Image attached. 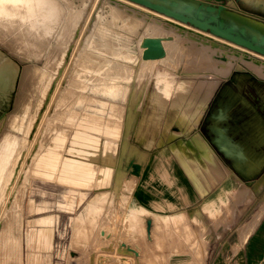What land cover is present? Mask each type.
<instances>
[{
	"label": "rangeland",
	"instance_id": "1",
	"mask_svg": "<svg viewBox=\"0 0 264 264\" xmlns=\"http://www.w3.org/2000/svg\"><path fill=\"white\" fill-rule=\"evenodd\" d=\"M38 1L37 11L41 13L37 12V15L34 14L31 17V26L37 30L38 34L28 33L27 38L31 41L35 39L34 42L40 45L45 38L41 37V39H44L40 40L38 36H48L49 42L47 43L55 46V39L63 37L60 42L61 51L57 57L60 61L64 50L68 49L65 55L67 72L65 71L63 73L65 75L61 76L62 83L60 88L65 85V78L70 76L68 73L73 68L74 73L72 72L71 75H77L76 73L88 75L87 89H79L82 83L73 77L70 80L69 86L71 90L68 97L72 95V98H75V96H78L77 93L82 90V95L80 94V96L85 94L86 99L83 101V105L78 106L75 110L77 114L75 117L76 121L70 123L64 120L65 112L63 110H54L55 95L52 94L51 98H47L44 101L46 105L43 104L40 107L43 90L39 94L34 93L28 84L44 79L43 88H45L48 82L47 79L54 74L55 67L52 66L53 62L45 63L44 60L47 46L44 47L45 51L43 53H35L33 58H25L20 50V48H23V44L21 41H17V38L22 36L20 32L23 31L24 33L23 28H19L17 27L18 24L13 23L12 26L15 25L16 29L10 25L9 28H4L0 32V52L3 56L10 59L9 63L11 65L7 70L9 73L7 83L11 84V87L7 85L10 89L7 87L6 93L3 94L8 99L5 98L3 105L0 104V111L7 104V109L10 111L6 119V127L2 135L0 134V232L4 222L7 221L6 218H9L11 227H9L10 232H8L7 238L5 240L0 239V264L20 263L21 257L23 261L20 264H44L45 262L47 264H49L48 262H51V264L236 263L237 256L232 255L237 234L235 227L228 226L229 224L226 223L223 224V226L226 225L231 229L223 237L219 236L222 234L217 229L218 238H221L216 241V248L209 255L210 247L214 245V242L210 240L209 228L207 225L202 224V219L207 217L213 219L214 222L220 216L222 221L226 216L232 219L234 216L232 217L230 214L233 213L235 215L237 202H244L249 197L251 199L250 213L252 208H255L264 196V182L262 180H256V184L253 186L254 190L251 191L242 180L236 177L234 186L237 188L236 191L241 190L242 194L243 191L245 192L243 195H235V197L233 195L234 191L225 193L230 199L229 210L226 209L228 213H223V209H218L214 205L210 206L209 202L204 201L201 208L192 209L189 214L185 215L184 219L181 216L156 214L155 216L165 217V225L163 230L153 233L152 231H145L149 223L146 222L145 224L147 214L145 216L142 215L145 213L143 209L144 212L140 210L138 213L136 210L132 221L127 218L129 206L132 203L131 189L135 183V179L133 182L131 181L132 176L129 171L130 168H128V162L132 160L136 162L138 159L140 164L145 165L147 162L150 164L153 157L157 158L156 161L159 162L161 152L167 150L170 151L169 156L172 153L186 167L190 179L202 181L205 178L203 173H200L198 166H195L193 159L191 157L185 158L182 151L186 147L184 143L186 144L190 139L192 140L194 135L199 133L192 134L187 139H180L181 137L174 139V137H177L175 132L180 135L187 125L195 124V120H189L183 127L172 124L166 129L165 133L156 136L149 146H146L149 134L140 131L136 135L134 132L135 127L139 124L142 112L147 111V100L144 98L142 102L141 96L145 91L148 79L152 75V70L149 64L144 65L139 62L134 64L132 59L133 55L136 56L137 54L139 40L149 33V28L157 26L156 20L148 19L144 14L121 7L115 3H109L107 0ZM228 3L230 10L251 13L252 17L264 21V11L257 7L245 3L243 0H229ZM46 9L48 10L45 11ZM19 10H22V7ZM50 11V21H48L42 16L43 14L49 15L48 12ZM51 16H54V19ZM67 18H70L68 20L69 24L65 22ZM64 29L66 33H64ZM12 31L13 33H11ZM167 31L168 33L172 32L174 38V42L168 41L166 43L169 51V66H166V68L163 63H153V70L164 69L167 72L169 71V73L175 74L176 79L178 77H188L193 81L202 79L207 82L209 93L213 92L222 83L230 84L234 82L238 73L242 79L250 76L264 80V76L253 71L249 72L251 69L248 70V68L241 70L233 67V72L227 77L202 69L200 66L205 65L207 67L208 62H204L203 57L198 55L199 51L197 50L199 49L195 51L182 40V38H189L188 34L181 33L173 27H168ZM9 35H12V37L9 38ZM43 43H46V41H43ZM201 44H203L202 41ZM202 46L206 50V46ZM1 54L0 56H2ZM23 66H26V68L21 78L18 75V71ZM96 75H100L98 78H102V83L100 79H96ZM152 81L154 83V80ZM19 82L22 85L24 84V86L19 85ZM96 83H99V92H96V89H92ZM102 85H105V87H102ZM9 90L10 92H8ZM173 91V89L168 91V96H172ZM19 95L24 98L17 104L16 98L18 99ZM96 99L104 102L100 111L101 115H99L105 121L112 120V118L118 119L121 124L119 125L120 132L116 137L113 135L106 137L101 134V130H98L100 133H90L91 137L96 138L91 146V152L85 154L80 150L75 154L69 148L70 138L76 128L75 122L84 112H97V109H95ZM28 101L29 104H27ZM85 102L88 104H84ZM170 106L163 105L164 113H168L166 109H169ZM135 108H137L136 112H139L136 123L129 136L123 137L122 129L124 127L121 120L129 114H134ZM11 116H13L12 119H10ZM131 116L134 117V115ZM0 117L1 126L5 118ZM35 118H37L36 122L34 121ZM108 123H113V121ZM173 126L177 127L173 128ZM171 139L173 140L169 143L168 149L163 148L156 151L164 142ZM177 150L180 154H178ZM151 151L156 152L150 154L149 152ZM106 154L112 161L109 168L108 166H103L102 162L103 156ZM45 157L52 158L51 163L48 164V159L47 162H41L43 165L41 166V163H38V159L41 158L42 160ZM187 159L189 163L186 162ZM217 160L220 161L218 158ZM62 161L79 162V167L74 169V172H80L78 177L86 174L90 176L81 180V182L77 179L76 181L75 179L65 180L60 175V164ZM214 165L223 171L221 164L217 162ZM174 167L178 169L176 164ZM46 168H49L48 171H46ZM218 168L217 172L211 171V173H207V179L211 182L212 188L221 177L222 172L220 173ZM102 169L108 172L106 176L99 179L97 174H100ZM171 169L172 167H170ZM165 183L167 184V182ZM66 184L68 188H66ZM174 185L181 199L176 198L171 193L170 186L167 185V193L161 189H156L159 194L152 201L155 208L162 209L160 205H167V209L171 210L195 201L194 199L189 203H182L183 196L186 195L192 198L193 188H189L182 180H178L176 176H174ZM196 187L201 188L200 191H204V187L208 186L196 184ZM78 188L88 190L85 193H79ZM98 196V206L93 209V212H88V209L91 210L89 206L93 204L92 201H95ZM102 198H105V200ZM228 198L226 197L227 200ZM223 199L225 198L223 197ZM44 202L49 207L36 211V205ZM170 202L174 203L175 206L169 207L168 203ZM262 206L264 207V203ZM218 210H221L223 214L216 213ZM263 214L264 210L259 217ZM54 215H56V220L52 224V233L47 234L48 243L46 247H43L39 241L42 235L40 231L42 221ZM75 221H78L81 225H77ZM81 226L84 228H81ZM219 226L220 223L218 222L215 230ZM100 231H103L105 235L100 234ZM18 233L21 236L23 256L21 255Z\"/></svg>",
	"mask_w": 264,
	"mask_h": 264
},
{
	"label": "bare ground",
	"instance_id": "2",
	"mask_svg": "<svg viewBox=\"0 0 264 264\" xmlns=\"http://www.w3.org/2000/svg\"><path fill=\"white\" fill-rule=\"evenodd\" d=\"M107 1L109 3L118 4L121 7H124L127 9L135 10L141 14H144L148 19L150 18V19L156 20L157 26H153V27L149 28L150 29L149 33L145 34L139 40V42L137 44V47H138L137 48L138 49L137 54H136V56L133 55V59H132V62L134 64H138V62L140 64H144V65L149 64L151 66V70H152V75L148 79V81L145 85V91L142 93V96H141L142 102H143L144 98L147 100L146 101V107H147L146 110L147 111L142 112L141 118H139V124H137V127H135V129H134V132L136 133V135H138L140 133V131L149 134V136H148L149 138L146 141V146H149L155 140L156 136H160L161 133H165L166 129L169 126H171L172 124H176L177 126L183 127V125H185V123H187L189 120H191V119L195 120L200 115L202 110L204 109V104L206 103V101L209 98V92L207 90V82L203 81L202 79L197 80V81H193L192 79H190L188 77H185V78H179L178 77L176 79L175 74L169 73V71L167 72L164 69L163 70H159V69L153 70V68H152L153 63H160V64L163 63L164 67L169 66L168 65L169 51H168V47H167L166 43L168 41L174 42V38L172 36V32L168 33V31H167L168 27H173L174 29H177L181 33L188 34L189 38H186V39L182 38V40L184 42H186L187 45L190 46L191 48H193L195 51H196V49H199V50H197V51H199L198 55L203 57L204 62H208L207 67L205 65L200 66L202 69H207V70H209V71H211L217 75L227 77L228 75H230L233 72L232 71L233 67L234 68L237 67L241 70L243 68H245V69L248 68V70L251 69V71H249V72L253 71L254 73H257L259 75L264 76V55H262V54H259V53L252 51L246 47H243L239 44H236L232 41H229L223 37L214 35L210 32L204 31V30L196 28L192 25H189V24H186V23L181 22L179 20L173 19L169 16H166L162 13L156 12L152 9H149L145 6L134 3L132 1H129V0H107ZM38 5H39L38 0H0V32L3 31L4 28H9L10 25L12 26L13 23L18 24L17 27L23 28L24 33L21 30L22 32H20V33H22V36L18 37L17 41H21V43L23 44V48H20V50L22 51V53H21L22 56H24L25 58H33L35 53H39V54L43 53V51H45L44 47L47 46L46 56H45L44 60H45V63H52L53 62L52 66L55 67V70H54L55 72L53 74V71H52L53 75L49 79L46 78L48 82H47L45 88H43L44 87L43 86L44 79H42L41 81L37 80L33 83H29L28 86L31 87L32 92L37 93V94L41 93V91L43 90L42 91L43 97H42V100L40 102V107L46 103L44 101H46L47 98H51L50 96H52V94L55 95L54 110H63L65 112V119L64 120L68 123L74 122V121H76L75 117L77 115L75 113V110L78 106L83 105V101H85L86 95L84 94V96H80V94L82 93V90H81L80 92L77 93L78 96H75V98H72V95L70 97H68L69 92L71 90L70 86H69L70 80L73 77L76 78L77 80H79L80 83H82L80 85L79 89L83 88L86 90L87 89L86 86H87V79H88L87 76L88 75H79L78 73H76L77 75H71L73 72V68H72L70 73H68V75H70L71 77L66 75L67 78H65L66 79L65 85L62 88H60V85L62 83L61 82V78H62L61 76L65 75V74H63L65 71L67 72V68H66L67 62H65V55H66L68 49L66 48L64 50V52L62 54V58L60 59V61L57 57L61 51L60 42L62 41L63 37H61V39H57V38L55 39V46H52L51 43H49V44L47 43V42H49V39L47 38L48 36L47 37L46 36H40V35L38 36L40 38V40H43L45 38L43 41H46V43H43V41H42L40 43V45L38 44L39 46L34 42L35 39L33 41H31L27 38L28 33H34L35 35L38 34L37 30H35L31 26L32 25L31 17L34 14H36L37 12L38 13L40 12V11H37ZM21 7H22V10H19V8H21ZM48 9H46L45 11H47ZM51 11L48 12L49 15L43 14L42 17L44 19L50 21L49 16L51 14ZM233 13H238V12L233 11ZM16 16H17V18H16ZM70 16H72V15H70ZM42 17H40V18H42ZM51 17H53V19H54V16H51ZM242 17H244V16H242ZM69 19L70 18H67L66 19L67 21H65V22H68V24H69V21H68ZM244 19H246L252 25H255V26L264 30V21L263 20L255 18V17H244ZM159 25H161V26H159ZM14 26H12V27L14 29H16ZM50 26H52V25H50ZM66 26H67V24H66ZM64 28H65V26H64ZM16 31H15V33H16ZM11 33H13V31ZM64 33H66V30L64 31ZM65 35H67V34H65ZM10 37H12V35L11 36L9 35V38ZM41 37H44V38L41 39ZM146 39L158 40L159 45H161V47L163 49V53H164L163 56L157 57V58H145V59H143L142 58V51L147 47L143 43H145ZM175 40H176V37H175ZM198 41L200 43L202 41L203 44L200 45V43ZM202 45L206 46V50H204L205 48H203ZM38 47L39 48L41 47V48L39 49ZM205 53H207V54H205ZM0 54H1V52H0ZM1 55L3 56V54H1ZM88 55H89V53H88ZM90 55H91V57H93L92 54H90ZM2 56H0V104L1 105H3V103H4L3 100L5 98H7V97H4L3 94L6 93L8 86L11 87L10 86L11 84L9 85L7 83L8 75H9L7 70L11 67V65L9 63L10 59L8 57L6 58L5 56H3V57ZM30 63H32V62H30ZM33 65H31V66H33ZM76 65H77V63H76ZM25 68H26V66H23L18 71V75H20L21 78L24 74ZM238 75H239V73H238ZM99 76L100 75H96V79H100L101 83H102V78H98ZM258 77L260 78V76H258ZM10 78H11V74H10ZM152 80H154V83ZM9 81H10V79H9ZM20 84H21V82H19V85ZM44 84H45V82H44ZM98 85H99V83H96V85H94L92 87V89H96V92H99V90H100ZM21 86H24V84L23 85L21 84ZM9 87H8V89H10ZM102 87H105V85H102ZM172 89L174 90L173 95L168 96L167 92L170 90L172 91ZM8 92H10V90ZM111 97H113V96H111ZM22 98H24V97L19 95L18 99L16 98V103L18 104L19 101H22L23 100ZM26 101H27V99H26ZM96 101H97V104L95 105V109H97V112H95V113L94 112L93 113L84 112L81 114L82 116L77 118V122H75L76 128H75V130L72 134V137L70 138V141H69V148H70L71 152H74L75 154L77 152H79L80 150H82V152H84L85 154H88L91 152V150H90L91 146L94 143V140L96 138L91 137L90 133H93V132L100 133L101 132V134L106 136V137H108V135L109 136L113 135L116 137V135H118L120 132V129H119L120 126L119 125H121V124L118 121V119L116 120V118H112V120H107V121L103 120L102 117L100 116L101 115L100 111L102 109V105H104V102L101 100H97V99H96ZM27 104H29V101ZM84 104H88V103L85 102ZM163 105H167V106L171 105L169 107V109H166L168 111V113H164L165 109L162 108ZM136 110H137V108L134 109L135 113L131 114V115H134V117L129 114L127 117H125L124 119L121 120V122L123 124L122 126L124 127L122 129V131H123L122 136L123 137L124 136L128 137L129 134L131 133V130H133V126L137 120V115L139 114V112H136ZM16 116H18V115H16ZM12 117L13 116H11L10 119H12ZM23 117H24V115H23ZM14 119H15V116H14ZM34 121L36 122L37 118H35ZM111 121H113V123H108ZM112 125H113V127H112ZM142 128L144 131L142 130ZM98 130H101V131L99 132ZM175 133L178 135L177 132H175ZM143 136H144V134H143ZM190 141H191V139H190ZM197 141L198 140L196 138H193L194 143ZM181 150H182V148H181ZM184 156H185V153H184ZM105 158L102 161L103 166H108V168H109L110 162H112V161H111V159H108V158L105 159ZM48 159H49L48 164H50L51 160H52V158H50V157L49 158L45 157L42 160H41V158H39L38 163L40 164L41 162L42 163L47 162ZM15 162H16V160H15ZM186 162H188V159L186 160ZM42 163H41V166H43ZM75 163L76 162L62 161V163L60 164V166H61L60 167V175H62L64 177L65 175L69 176L73 173H76L77 171L74 172V169H76ZM206 163H209V162H206ZM62 164L66 165V166H63ZM209 164H211V163H209ZM13 166H14V164H13ZM46 167H47V165H46ZM191 168L193 169V167H191ZM46 169H47L46 171H48L49 168H46ZM51 169H53V168H51ZM104 169H103V171L100 172L99 178H102V177L107 175L108 171H106ZM210 170H212V169H210ZM195 175H198V174H195ZM235 178L236 177H234V181H236ZM8 180H9V178H8ZM7 183H8V181H7ZM201 185H203V184H201ZM234 186H235V184L222 186L220 188L219 192L215 196H210L207 200H205V202H209L210 206H213L215 199L220 200L221 196L227 192L229 193V192L234 191V193H233L234 197H235V195L242 194L241 190H239L237 192L236 191L237 188H235ZM244 192L245 191H243V194H244ZM3 193H4V189H3ZM2 196H3V194H2ZM240 199H241V197H240ZM96 201H97V199H96ZM15 202H16V200H15ZM238 203L239 202H237V204ZM263 203H264V201H263ZM263 203L259 204L258 207L252 211L248 222L244 226L241 227L239 239H238L239 245H241L245 241L248 233L251 232L252 228H254V226L256 225L258 218H260L259 217L260 214L264 210V207L262 206ZM205 204H207V203H205ZM142 209L145 211L144 208H131V212H132V214L134 212L136 214V210L138 213ZM143 210H142V212H144ZM229 212H231V211H229ZM216 213L222 214V211L218 210V211H216ZM197 214H200V213H197ZM8 217H9V215H8ZM176 217H178V216H176ZM6 220L7 221L4 222V225H3L2 230L0 232V239L1 240H5V238H7L8 232H10L9 227H11V223L9 222V218L8 219L6 218ZM200 221H201V218H200ZM164 225H165V217L155 216L153 218L152 227L150 228V226H148V227L146 226L145 231H147V232L152 231V233H153V232H156L158 230H163ZM47 234H50V230L49 229H43L41 238L39 240L40 245L43 247H46L47 243H48V241H47L48 235ZM100 234L105 235L103 231H100ZM4 243H6V242H4ZM37 246H38V244H37ZM236 246L237 245H235V247ZM204 247H206V246H204ZM125 254H126V252H125Z\"/></svg>",
	"mask_w": 264,
	"mask_h": 264
},
{
	"label": "crops",
	"instance_id": "3",
	"mask_svg": "<svg viewBox=\"0 0 264 264\" xmlns=\"http://www.w3.org/2000/svg\"><path fill=\"white\" fill-rule=\"evenodd\" d=\"M243 1L264 11V0ZM247 14L251 15V13ZM7 106L2 109V111H0V116L5 118L2 125L0 126L1 135L4 128L6 127L7 116L10 113L9 109H7ZM195 133H199L193 137L198 140V143H194L193 138L191 141L186 142V144L184 143L186 147H184L183 153H185V158L191 157V159H193V162L196 164L195 166H198L200 173H203L205 177L204 180L197 181L195 179H190L186 167L183 166L179 162L178 158L174 157L172 153L171 156H169L170 151L167 150H163L161 152L159 162L156 161L157 158L153 157V159L150 161V164L147 162L145 165H143L140 164L137 159L136 162H134L140 164V172L138 175L130 173L132 176L131 181L133 182L135 179L134 186L131 189L132 203L129 206L130 209L127 215V218H129L130 221H132V218L135 217V212L132 214L131 208L145 209V213L142 215L145 216L147 214L145 218V224L146 222L150 223V228L153 225V216L156 214L166 216H181L184 219L185 215L189 214L192 209L201 208L203 202L206 199H208L210 196H215L222 186L235 184L234 177L242 180L251 191L254 190L253 186L256 184V180H262V182H264V80L250 76L242 79L238 75L234 82H231L230 84L222 83V85L216 87L213 92L209 93V98L204 104V109L195 119V124L187 125L183 131V134L180 135L181 138H179L187 139ZM172 140L173 139L164 142L160 147L158 146L159 148H157L156 151H159L163 148L168 149L170 145L169 143ZM156 151H151L149 153L153 154ZM177 152L180 154L178 150ZM105 157L111 159L107 154L103 156V159ZM217 158L220 161H218ZM132 161L128 163H131ZM197 161L198 163H196ZM213 162H218L221 164L223 171H221V169L219 170L218 166H215ZM175 164L177 165L178 169L174 167ZM78 167L79 162H76L75 168ZM170 167H172L171 170ZM128 168L131 169L129 164ZM217 168L220 173H222L221 177L217 180L212 188L211 182L207 179V173H211V171L217 172ZM78 176H80V172L77 171L76 173H73L69 176L65 175L64 179H75V181L77 179L79 182H81V180H84L90 175L86 174L85 176ZM174 176H176L178 180H182L183 183L189 188H193L192 198L185 195L182 197V203H189L194 199L195 201L171 210L167 209V205H160L162 209L155 208L152 204V201L159 194L158 190L156 189H161L167 193L168 186H170L171 193L176 196V198L181 199V196L178 195V191L174 185ZM97 178H99V174H97ZM163 181L167 182V184ZM196 184H203V186L208 187H204L206 190L204 189V191L201 190L200 192V189L196 187ZM66 188H68L67 184ZM77 190L79 193H85L88 189L78 188ZM206 195L208 196L204 198ZM102 196L104 197V195ZM223 197L225 199H223ZM226 197L228 198V196L224 194L221 196V200L215 199L214 201V206L218 209H223V213H228L226 209L229 210L228 207L230 199L228 198L227 200ZM96 199L98 200L99 196ZM96 199L95 201H92L93 204L89 206L91 210L87 208L88 212H93L94 207L98 206ZM103 200H105V198ZM260 201H264V196ZM250 202L251 199L249 197L248 200L244 202L241 201L239 204H237L236 210L234 212L235 215H233V213H229L230 216H234L232 219H229L226 216V218L222 221L220 216L214 222L213 219L203 217L202 224L208 226L210 240L214 242V245L210 247L209 255L214 252L217 244L216 241L220 240L221 237L231 230L226 225L223 226V224L226 223L229 224L228 226H234L237 233L235 239L236 241L234 242L232 251L233 255L237 256L236 263L234 264H264V214L260 217L254 228H252L251 232L248 233L245 241L241 244L242 246L239 245L238 241L241 227L248 222L252 211L255 210L261 203L260 202L257 204L255 208L253 207L254 209L252 208L251 212L249 213V207L251 206ZM168 206L173 207L175 204L170 202L168 203ZM48 207V204L44 202L36 205L37 209L35 210L40 211L47 209ZM79 215L82 216L83 214ZM55 220L56 215L42 221L43 223L40 228L41 233L43 229H49L51 234L53 230L52 224ZM218 222L220 223V226L215 230ZM75 223L77 225H81L78 221H75ZM81 228L84 227L81 226ZM217 229L222 234L219 235L221 236L219 238ZM19 239L21 255L23 256L24 253L23 248H21L20 235ZM235 245L237 246L235 247ZM22 261L23 258L21 257V262ZM12 263L20 264L14 262ZM48 263L51 264V262ZM44 264H47V262Z\"/></svg>",
	"mask_w": 264,
	"mask_h": 264
},
{
	"label": "water",
	"instance_id": "4",
	"mask_svg": "<svg viewBox=\"0 0 264 264\" xmlns=\"http://www.w3.org/2000/svg\"><path fill=\"white\" fill-rule=\"evenodd\" d=\"M129 1L264 55V30L244 19V17H252L246 12L233 13L235 10H230L228 7L229 0ZM143 44L147 46L142 51L143 59L163 56V49L158 40L146 39ZM129 165L131 174L138 175L141 169L140 164L132 161Z\"/></svg>",
	"mask_w": 264,
	"mask_h": 264
},
{
	"label": "flooded vegetation",
	"instance_id": "5",
	"mask_svg": "<svg viewBox=\"0 0 264 264\" xmlns=\"http://www.w3.org/2000/svg\"><path fill=\"white\" fill-rule=\"evenodd\" d=\"M173 128H175V127H173ZM183 134V131L181 132V134L180 135H182ZM180 135H177V137H180ZM177 137H174V138H177Z\"/></svg>",
	"mask_w": 264,
	"mask_h": 264
}]
</instances>
